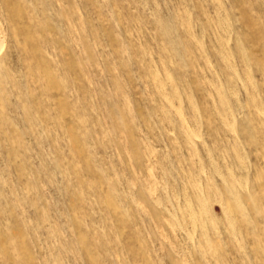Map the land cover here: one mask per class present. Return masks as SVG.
Segmentation results:
<instances>
[{
  "label": "rangeland",
  "instance_id": "1",
  "mask_svg": "<svg viewBox=\"0 0 264 264\" xmlns=\"http://www.w3.org/2000/svg\"><path fill=\"white\" fill-rule=\"evenodd\" d=\"M0 264H264V0H0Z\"/></svg>",
  "mask_w": 264,
  "mask_h": 264
}]
</instances>
